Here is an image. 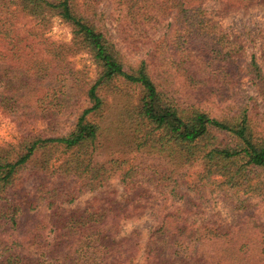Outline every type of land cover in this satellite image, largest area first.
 I'll return each instance as SVG.
<instances>
[{"label": "trees", "instance_id": "trees-1", "mask_svg": "<svg viewBox=\"0 0 264 264\" xmlns=\"http://www.w3.org/2000/svg\"><path fill=\"white\" fill-rule=\"evenodd\" d=\"M258 1L227 0L239 7ZM47 13L69 26V44L33 23H46ZM103 17L92 0H0V110L24 124L50 120L48 134L27 132L0 145V264L131 263L140 248L136 231L120 235L125 208L105 197L80 211L55 209L112 179L149 185L164 205L183 202L171 212L149 209L158 222L140 264H264V225L252 215L227 229L190 220L194 200L206 194L219 193L237 210L264 203V117L245 102L220 116L203 108L222 103L239 82L233 42L203 0H113L121 32L153 47L131 65ZM164 22L171 34L153 38L148 32ZM76 52L90 56L94 78L73 67ZM261 67L252 55L246 76L264 102ZM68 110L72 123L59 130ZM120 152L134 156L124 160Z\"/></svg>", "mask_w": 264, "mask_h": 264}, {"label": "rangeland", "instance_id": "rangeland-1", "mask_svg": "<svg viewBox=\"0 0 264 264\" xmlns=\"http://www.w3.org/2000/svg\"><path fill=\"white\" fill-rule=\"evenodd\" d=\"M92 1L97 12L104 14L102 24L107 31L108 37L120 49L125 62L133 65L143 59L147 60L149 58L148 50L153 48L151 43L134 41L133 38L125 36L121 32L120 25L112 18L113 0ZM228 3L227 0H203V7L210 13L212 19L217 21L218 27L223 33L221 35L226 38V41L233 42L237 49L233 53V59L237 63L241 76L239 82L224 95L228 96V98L223 97V102L220 104L206 103L203 108L213 116H220L222 108L245 102L253 110V116H258L257 119L259 120L264 117V102L257 90L250 84L248 76H246V65L250 62L251 56L254 55L257 63L262 66L264 73V53L262 50L264 45V0H260L248 7H239ZM40 20L36 19L33 23L36 25L42 24L49 38L65 44L70 43L71 30L59 17L47 13L45 16L46 23H40L44 21ZM167 24V22L160 23L156 26V30H151L148 33L153 38H160L164 33L169 36L172 30ZM70 60L73 67L87 73L90 77L89 79L94 78L95 66L87 53L76 52L70 56ZM68 112L69 110L65 114H61L57 127L59 130L66 129L72 123V114L69 116ZM48 123H50L49 119H42L24 124L17 119L16 115L0 110V145L15 143L27 132H37L45 129L44 134H48L46 129ZM111 144L113 145L110 148H116L115 142ZM111 153L113 154L112 151L105 150L103 155L108 157ZM120 153L119 157L124 160H130L134 156L132 154L126 155L124 152ZM153 196H156V192L149 185L137 184L131 187V185H122L118 180L112 179L99 190L86 191L77 197L74 202L60 204L55 209L59 212L80 211L84 210L95 198L108 197L116 204L117 208H125L127 210L124 217L120 220V235L128 236L135 231L138 233L137 239L140 249L137 256L129 264H140L143 260V246L149 236V231L158 222V219L156 220L153 217V215L156 216L155 213L151 215L149 209L160 210L165 206L164 212H171L175 206L183 207L182 201L169 198L164 205V203L153 200ZM251 202L253 200L245 202L243 206H247ZM254 202L258 203L257 206L237 210L235 202L220 198L219 193L206 194L205 198L194 200V203L198 204V213L190 220L199 226L208 224L214 228L227 229L242 224L243 219L249 214L257 218L256 221L263 226L264 203L259 200ZM38 211V217L46 221L48 219V210L41 206Z\"/></svg>", "mask_w": 264, "mask_h": 264}]
</instances>
